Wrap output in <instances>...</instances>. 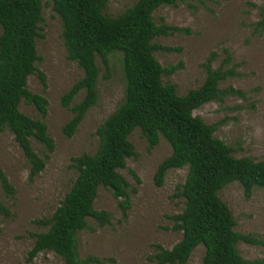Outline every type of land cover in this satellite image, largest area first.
Wrapping results in <instances>:
<instances>
[{
	"label": "trees",
	"instance_id": "1",
	"mask_svg": "<svg viewBox=\"0 0 264 264\" xmlns=\"http://www.w3.org/2000/svg\"><path fill=\"white\" fill-rule=\"evenodd\" d=\"M53 9L62 22V38L68 58L75 61L84 75L62 97V104L72 112V118L63 128L69 138L77 131L87 112L99 100L100 68L97 57L110 75L109 57L114 52L123 54L124 98L117 109L98 127V148L95 153H83L71 159V167L78 174L60 206L50 218L36 220L46 231L30 233L35 239L28 253V261L43 251L59 255L65 264H103L104 259L88 255L82 258L78 234L89 228L88 220L100 227L110 223V213L95 209V200L101 187L113 191L120 198L123 214L130 206L128 183L120 173L128 158L136 157L130 141L139 129L148 142L149 150L165 138L172 153L158 166L157 186H162L167 172L187 167L185 183L177 193L184 199L181 213L172 216L173 229L182 231L181 240L172 248L156 246L149 256L151 264H186L200 245L206 249L203 264H264L263 259L243 258L239 242H264L253 234L235 231L236 220L220 192L229 184L240 183L249 198L257 188H264V157L237 158L234 149L215 136L222 123L210 125L193 114L195 109L210 101L223 102L228 96L244 97L245 92L232 86L220 85L238 73L231 67L232 55L218 68L212 67L216 53L206 65V79L197 89L186 95L177 93L173 83L164 84L163 75L173 74L181 64L163 67L155 57L157 50L179 51L178 48L156 45L153 41L183 28L158 25L154 12L162 5L177 6L190 0H138L117 16L105 13L110 0H51ZM42 0H0V133L8 129L22 149L29 165V179L33 181L45 168L49 154L38 155L32 139L49 153L54 141L44 121L48 100L28 89V78L36 74L46 85L45 74L37 69L39 60L36 41L43 38ZM254 33L264 31V6L259 7V18L252 24ZM84 92L83 98H75ZM34 105L43 119H33L20 111L22 100ZM0 183L8 196L15 193L13 185L0 167ZM0 213L9 216L0 202Z\"/></svg>",
	"mask_w": 264,
	"mask_h": 264
},
{
	"label": "rangeland",
	"instance_id": "2",
	"mask_svg": "<svg viewBox=\"0 0 264 264\" xmlns=\"http://www.w3.org/2000/svg\"><path fill=\"white\" fill-rule=\"evenodd\" d=\"M137 1L110 0L105 13L117 16ZM42 3L40 32L43 38L36 41L39 55L36 67L45 74L46 85L32 74L28 78V89L48 100L44 121L54 141V151L49 153L32 139L38 155L49 154V159L44 170L31 181L30 165L13 133L8 129L0 133V167L15 190L13 196H8L0 183V202L9 211V216L0 213V264H65L52 251H43L28 261V253L35 242L30 233L48 229L34 222L50 218L60 206L78 174L70 166L71 159L96 152L98 127L124 98L123 54L114 52L110 55L111 76L108 79L104 78L107 70L102 59L97 57L101 70L99 100L72 137L64 134L63 128L73 114L63 106L62 97L84 72L68 58L62 22L52 1L42 0ZM261 6H264V0H190L177 6L162 5L154 12L158 25L184 29L153 41L156 45L179 49L155 52V57L165 68L182 65L175 73L163 75L164 84H175L179 95L184 96L204 83L205 64L212 53H216L212 67L218 68L226 57L224 50H229L232 55L230 66L238 74L220 86L241 89L245 96H228L223 102L210 101L195 109L193 114L210 125L222 122L215 136L234 149L235 157L255 160L264 157V31L256 34L252 26L259 18ZM83 96L84 92H81L74 101L79 102ZM19 108L33 119H43L37 108L24 99ZM130 141L137 156L128 158L126 166L120 169L128 183L130 206L124 215L119 204L121 199L108 188L99 189L95 209L108 211L110 223L100 227L94 220H88L89 228L78 234L82 258L93 255L104 259L103 264H151L149 256L156 252L157 245L172 249L182 238V231L173 229L172 216L184 208V199L177 193L186 181L188 168L169 170L163 185L157 186L155 174L159 164L171 155V144L161 138L158 145L149 150L139 129L134 130ZM219 195L233 213L235 231L256 235L264 242V188L255 189L247 198L243 186L234 182ZM238 250L245 259L264 258V244L239 242ZM205 252L203 245L198 246L186 264H203Z\"/></svg>",
	"mask_w": 264,
	"mask_h": 264
}]
</instances>
